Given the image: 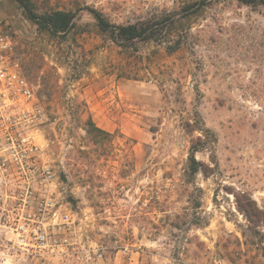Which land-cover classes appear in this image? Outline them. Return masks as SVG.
Returning a JSON list of instances; mask_svg holds the SVG:
<instances>
[{
  "label": "rangeland",
  "instance_id": "rangeland-1",
  "mask_svg": "<svg viewBox=\"0 0 264 264\" xmlns=\"http://www.w3.org/2000/svg\"><path fill=\"white\" fill-rule=\"evenodd\" d=\"M29 3L74 14L61 34L39 30L14 0L0 19L17 42L10 62L34 85L40 159L72 225L61 252L24 264H264V4ZM92 10L163 28L119 46ZM89 119L111 136L87 133ZM1 240L0 264H20Z\"/></svg>",
  "mask_w": 264,
  "mask_h": 264
},
{
  "label": "built area",
  "instance_id": "built-area-1",
  "mask_svg": "<svg viewBox=\"0 0 264 264\" xmlns=\"http://www.w3.org/2000/svg\"><path fill=\"white\" fill-rule=\"evenodd\" d=\"M16 44L0 34V185L9 187L0 197V238L24 264L61 252L72 220L51 190L52 165L40 159L37 130L32 129L40 111L33 103L34 85L17 61L10 62Z\"/></svg>",
  "mask_w": 264,
  "mask_h": 264
},
{
  "label": "trees",
  "instance_id": "trees-1",
  "mask_svg": "<svg viewBox=\"0 0 264 264\" xmlns=\"http://www.w3.org/2000/svg\"><path fill=\"white\" fill-rule=\"evenodd\" d=\"M20 7L24 9L28 18L37 26L39 30H46L52 34H61L68 30L71 26L74 14L71 11L55 10L49 13L38 14L33 11L29 0H14ZM245 5L264 4V0H238ZM97 21V25L100 30L110 35L112 40L119 46H128L137 40H151L157 38L156 34L159 32V22L138 21L129 24H115L107 21L104 16L95 10L91 11ZM162 24V23H161ZM88 128L87 133L95 132L96 135L111 136V133L98 127L91 119L87 121ZM195 145L192 147V151H197ZM189 171L191 174H195L199 169V163L196 161L194 154L191 153L189 162ZM256 210V209H255ZM258 210V209H257ZM246 218L258 225L260 217L258 211L255 212L252 209L246 207L242 208Z\"/></svg>",
  "mask_w": 264,
  "mask_h": 264
},
{
  "label": "crops",
  "instance_id": "crops-1",
  "mask_svg": "<svg viewBox=\"0 0 264 264\" xmlns=\"http://www.w3.org/2000/svg\"><path fill=\"white\" fill-rule=\"evenodd\" d=\"M4 18V0H0V19Z\"/></svg>",
  "mask_w": 264,
  "mask_h": 264
}]
</instances>
